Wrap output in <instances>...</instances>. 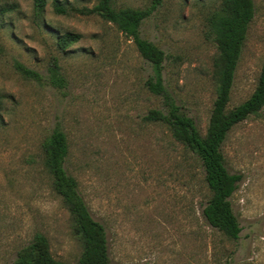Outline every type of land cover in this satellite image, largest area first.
<instances>
[{"label":"rangeland","instance_id":"rangeland-1","mask_svg":"<svg viewBox=\"0 0 264 264\" xmlns=\"http://www.w3.org/2000/svg\"><path fill=\"white\" fill-rule=\"evenodd\" d=\"M56 1L66 14L54 10ZM252 1L228 109L253 93L264 59V0ZM97 2L45 0L39 14L33 0H0V264L36 235L54 259L77 264L82 246L43 161L41 145L56 131L67 141L65 169L105 229L110 264H264V116L234 126L221 147L229 172L242 175L230 198L241 232L230 240L202 215L209 194L195 157L164 125L145 120L165 110L145 86L151 65L114 24L81 13ZM220 4L160 0L139 30L163 51V85L201 135L217 86L207 18ZM65 33L80 39L62 51ZM17 63L40 79L23 76Z\"/></svg>","mask_w":264,"mask_h":264},{"label":"trees","instance_id":"trees-1","mask_svg":"<svg viewBox=\"0 0 264 264\" xmlns=\"http://www.w3.org/2000/svg\"><path fill=\"white\" fill-rule=\"evenodd\" d=\"M33 2L36 12L41 14L45 0ZM220 2V8L207 18L209 34L213 37L218 53L214 60L217 74L215 99L204 135L199 133L193 120L181 111L163 85V51L140 36L142 21L151 14L160 0H153L152 6L146 9L116 8L113 0H98L92 9L81 10V13L96 14L114 24L121 33L133 40L140 56L151 65L152 75L145 86L153 95L162 98L165 110H151L145 120L164 125L171 136L195 157L202 169L209 194L202 210L205 221L227 239L237 240L241 228L233 213L230 198L237 190L242 175L229 172L221 147L234 126L250 116H264V59L253 93L243 103L228 109L235 71L248 26L254 16V5L252 0ZM54 10L67 13L59 1L54 3ZM71 10L76 9L71 7ZM79 39L78 34L65 33L58 37L57 46L65 51ZM15 67L27 78L40 79L37 73L21 64L17 63ZM51 77L54 84H63V79L55 70ZM41 148L53 189L68 210L73 232L82 246L77 264H110L105 229L92 218L79 194L76 180L65 169L68 154L65 135L60 131L54 132L43 141ZM11 264L67 263L54 259L45 237L36 235L31 243L17 253Z\"/></svg>","mask_w":264,"mask_h":264}]
</instances>
